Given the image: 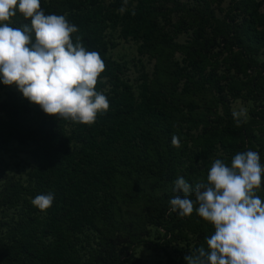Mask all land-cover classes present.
<instances>
[{"label":"trees","instance_id":"obj_1","mask_svg":"<svg viewBox=\"0 0 264 264\" xmlns=\"http://www.w3.org/2000/svg\"><path fill=\"white\" fill-rule=\"evenodd\" d=\"M164 1L128 0L127 11L121 14L123 0H40L45 15L67 14L78 27L74 43L80 35L89 51L100 54L105 70L96 90L106 96L109 109L88 126L45 114L21 92L8 94L0 103V151L15 142L30 158L23 181L0 170V264H132V248L139 239L106 237L98 230L116 210L113 185L118 173L154 179L166 190L148 199L144 214L161 232L154 245L157 249L184 243L177 258L167 254L166 264H186L185 256L207 248L206 238L214 234V226L195 210L190 217L169 214V201L178 194L173 191L176 178L183 176L194 185L206 180L215 159L230 164L235 154L249 150L258 152L264 165V61L257 75H246L247 68L255 65L252 57H264V13L259 10L263 0H206L202 11H189L187 21L179 15L170 27L173 35L190 31L186 45L175 46L162 26L170 24L171 12L182 14L186 9L177 0L163 9ZM225 1L226 9L220 10ZM210 4L223 12L221 17H216ZM12 23L30 21L17 13ZM112 26L118 27L123 41H138V52L154 53L159 73L166 67H160L162 46H174L172 51L181 53L186 62L179 91L178 79L169 71L167 87L160 77L149 83L144 77L134 96L120 79L123 65L107 56L113 45L105 41L104 33ZM220 47L235 50L227 70L242 74V83L221 77L225 81L220 84L216 74L205 72L207 56ZM168 69L172 70L169 64ZM243 89L253 107L249 119L237 127L225 97L218 95L236 96ZM196 91L216 94L221 114L191 120L199 129L182 135V109L192 112L196 106L180 96ZM173 135L180 138L179 148L172 145ZM49 192L54 194L53 204L41 212L31 201ZM257 195L264 200V176Z\"/></svg>","mask_w":264,"mask_h":264},{"label":"clouds","instance_id":"obj_2","mask_svg":"<svg viewBox=\"0 0 264 264\" xmlns=\"http://www.w3.org/2000/svg\"><path fill=\"white\" fill-rule=\"evenodd\" d=\"M127 4L123 0L121 14ZM17 13L30 23L14 26ZM78 32L67 14L45 15L40 0H0V83L15 85L49 116L91 126L109 109L106 96L96 90L105 63L97 51L85 47L80 35L73 42ZM232 115L237 127L248 119L244 107ZM172 145L180 147L176 135ZM262 176L260 155L249 150L235 154L230 164L215 159L206 180L194 185L183 176L176 178L173 191L178 194L169 201V214L190 217L195 210L214 226L207 248L185 256L186 264H264V200L257 195ZM54 198L49 192L31 203L45 212Z\"/></svg>","mask_w":264,"mask_h":264},{"label":"rangeland","instance_id":"obj_3","mask_svg":"<svg viewBox=\"0 0 264 264\" xmlns=\"http://www.w3.org/2000/svg\"><path fill=\"white\" fill-rule=\"evenodd\" d=\"M177 1L183 5L186 10L182 12V14L180 12H171L169 15L170 24L164 22L162 26L164 32L166 30L169 31L168 37H170V43L174 46L186 45L190 35V31L177 35L171 33L170 27L173 26L179 15L185 17L187 21L189 19V11H202L206 4V0ZM160 5L166 10L172 7L171 0H165L163 3L161 2ZM208 7L214 10L216 17H221L223 12H220L218 9L216 10L213 4H210ZM219 7L220 10H225L227 2L221 3ZM259 10L264 13V0ZM185 24L186 22L184 25ZM104 38L107 43L113 45V47L108 48L107 56L114 63L123 65L120 79L129 86L134 96H137L141 81L144 77L148 83L150 81H156L157 78L160 77L159 80L163 82V87H167L170 84L169 71H171L175 79H178L177 91H179L180 85L183 82L182 69L185 68L186 62H183L185 58L181 53L172 51V47L174 48V46L166 48L162 46L164 49V56L163 65L160 63V67H166H163L164 69L159 73L155 68L157 59L154 57V53L138 52L139 42L131 39L123 41L119 37L118 27H109L104 33ZM220 48L221 50L219 52L215 49L207 56L205 72L211 70L220 78V84H223L229 77H232V80L235 81L234 83H242L245 80L242 74H234L233 70H227L230 54L235 50L233 49L231 52H228L227 48ZM252 61L255 65H250V67L247 68L246 75H248V77L257 75L260 64L264 61V57L258 54L252 57ZM168 64L172 70L168 69ZM188 69L189 68H187V70ZM262 73H264V71ZM221 77H225V80L221 79ZM248 77L246 78L248 79ZM229 80H231V78ZM106 90L107 88H105L104 91ZM13 92H19L15 85L5 86L0 83V103L8 94ZM236 93H238L236 96H231V94L227 93L218 96L225 97L224 101L229 111L232 113L233 111H238L241 107L246 108L249 119V111L253 107V101L250 95L246 94L245 89L239 90ZM180 97H183L186 102H190L196 106L192 112L187 111V109H182L181 114L183 117L179 122L183 133L182 135L187 134V131L188 134L195 133V131L199 129V126L194 127L192 125L191 120L195 121L201 116L211 119L215 115L221 114L222 107L221 104L216 101V94L207 91H196L194 94ZM8 146V150L0 151V170L8 175L20 178L23 181L28 170L30 158L26 154L25 149L15 142L8 143ZM156 184L155 180L151 178L147 179L136 175H124L123 173L116 174L114 176L113 185L116 210L114 211L113 218L109 222L104 225H98L99 232L106 237H114L115 235L125 237L126 235H131L139 239V244L132 248V257L135 260L132 264H166L167 254L170 257L177 258L184 246V243L171 244L170 246H166L163 251L154 246L159 240L161 232L150 225L149 220L145 217L144 209L150 197H158L166 192V190L160 189ZM258 193L259 190L257 191V194Z\"/></svg>","mask_w":264,"mask_h":264}]
</instances>
